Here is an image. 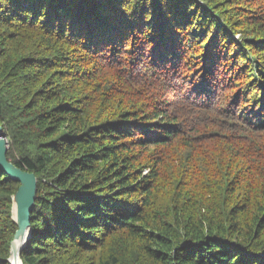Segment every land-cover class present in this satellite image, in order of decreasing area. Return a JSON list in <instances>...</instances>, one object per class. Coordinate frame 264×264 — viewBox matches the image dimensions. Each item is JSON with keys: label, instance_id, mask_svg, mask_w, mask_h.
Segmentation results:
<instances>
[{"label": "trees", "instance_id": "obj_1", "mask_svg": "<svg viewBox=\"0 0 264 264\" xmlns=\"http://www.w3.org/2000/svg\"><path fill=\"white\" fill-rule=\"evenodd\" d=\"M0 126L22 264H264V0H0Z\"/></svg>", "mask_w": 264, "mask_h": 264}, {"label": "water", "instance_id": "obj_2", "mask_svg": "<svg viewBox=\"0 0 264 264\" xmlns=\"http://www.w3.org/2000/svg\"><path fill=\"white\" fill-rule=\"evenodd\" d=\"M7 138L0 126V171L19 186L11 195L10 217L16 230L9 246L8 264H22L20 253L25 246L31 230V212L37 192V178L34 173L23 170L12 163L6 156Z\"/></svg>", "mask_w": 264, "mask_h": 264}]
</instances>
